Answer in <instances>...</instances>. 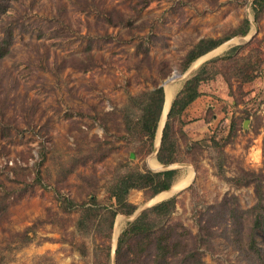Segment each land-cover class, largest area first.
Listing matches in <instances>:
<instances>
[{
    "label": "rangeland",
    "instance_id": "1",
    "mask_svg": "<svg viewBox=\"0 0 264 264\" xmlns=\"http://www.w3.org/2000/svg\"><path fill=\"white\" fill-rule=\"evenodd\" d=\"M0 2V40L8 29L12 36L0 60V190L9 192L0 215V264L104 262L99 245L106 224L77 230L78 213L61 209L55 189L77 204L91 196L113 204L110 187L118 176L159 166L153 147L124 128L119 109L129 96L170 81L176 95L205 61L246 44L250 34L261 50L252 59L259 64L256 77L228 83L216 74L202 83L180 122L173 121V163L189 165L193 178L166 198H176L168 222L184 226L193 239L198 234L203 264H261V231L262 254L248 246L253 220L258 211L264 214V17L254 21L252 0ZM244 18L249 34H235ZM203 37L223 42L179 71ZM182 171L177 168L175 179ZM256 181L263 199L253 208ZM153 197L137 189L126 195L136 209L115 216L110 264L120 232L133 214L159 202ZM236 227L243 232L239 241L223 234Z\"/></svg>",
    "mask_w": 264,
    "mask_h": 264
},
{
    "label": "trees",
    "instance_id": "2",
    "mask_svg": "<svg viewBox=\"0 0 264 264\" xmlns=\"http://www.w3.org/2000/svg\"><path fill=\"white\" fill-rule=\"evenodd\" d=\"M4 6L3 4L0 5V10ZM251 12L254 21L259 24L264 17V0H252ZM249 28L250 21L244 18L238 28L234 30V33L245 35ZM11 39V30L8 29L5 36L0 40V60L8 53ZM222 42L223 40L212 37L199 39L183 57L178 67L179 71H186L193 61L213 50ZM254 42L255 44H253ZM257 42L259 43L256 37H252L246 44L234 46L223 55L205 61L184 82L183 87L176 93L167 114L161 143L156 153L158 161L168 164L178 160L174 140L171 137V127L175 119L180 122L179 117L187 106L200 96L199 88L202 83L208 81L216 74H221L228 83L230 78L249 82L256 77L259 64L257 66L254 65L255 61H252V59L257 52L260 51L259 53H261L260 47H257ZM163 103L164 90L159 84L151 89L142 90L138 94L130 95L125 107L119 109L122 111L120 115L126 132L134 133L140 139L147 141L149 149L153 147ZM72 167L73 164L64 166L60 175L64 177ZM219 169L221 170L220 174L223 176V170ZM38 175L36 181L42 184L40 174L38 173ZM173 177L174 170L161 172H153L149 169L144 172L128 171L112 182L110 192L115 200L109 206L101 205L94 196L77 204L72 199L61 197V193L56 189L55 194L63 211H76L78 213L75 222L77 230L85 229V231H90L93 228V231H95L103 227V223L106 224L108 233L106 235L102 234L104 243L101 246L99 245L101 251L105 252L103 253L104 262L95 264H110L111 248L108 241L111 238L110 233L115 216L117 213L130 215L136 209L134 204L127 201L126 195L128 191L131 189L143 190L144 195L151 198L159 191L168 189ZM238 180V178H234L232 181L237 182ZM254 187L258 202L253 208H258L262 206L263 199L261 182L256 181ZM8 194L9 192L6 188L0 190V215L6 211ZM175 203L176 198L174 196L157 202L127 223L117 238L115 249L116 264H194L195 262L193 261H196V264H203L197 256V245L200 243L198 234L193 239L194 235L186 231L184 226L168 222L170 214L174 211ZM259 231H261L264 238V214L258 211V216L253 220L252 230L248 236V246L258 256L263 252L256 241V234ZM230 233V240L237 241L240 240L239 238L243 234L240 228L237 227L223 232L225 236ZM79 248L82 250L83 246L80 245ZM258 258L261 264H264V257L259 256Z\"/></svg>",
    "mask_w": 264,
    "mask_h": 264
},
{
    "label": "crops",
    "instance_id": "3",
    "mask_svg": "<svg viewBox=\"0 0 264 264\" xmlns=\"http://www.w3.org/2000/svg\"><path fill=\"white\" fill-rule=\"evenodd\" d=\"M249 33L247 32V34H245V35H242V36H247ZM251 39V34L248 36V40H250ZM172 86V87H174L173 85H172V83H171V81L169 82V83H165L164 85H163V90H164V102H166V104H167V102H168V96H167V92L169 91V89H168V86ZM166 89V90H165ZM174 94H173V97H172V99H171V101H170V103H169V108L167 109V110H169L170 109V106H171V103H172V101H173V99H174ZM167 97V98H166ZM163 105H164V103H163ZM188 107V106H187ZM163 108H164V106H163ZM186 110V109H185ZM163 111V110H162ZM169 112V111H168ZM162 112H161V115H160V118H159V121H158V124H157V128H158V125H159V122H160V120H161V117H162ZM166 119L167 118H165L164 119V121H163V124H162V128H161V132H160V136H159V139H158V141L156 140V132H155V138H154V143H153V149H152V152H153V155H155L156 153H157V151H158V149H159V146H160V143H161V138H162V131H163V128H164V125H165V122H166ZM157 128H156V131H157ZM156 148V150H154ZM152 156V155H151ZM149 158V157H148ZM155 158V157H154ZM156 159V161L159 163V166L157 167V168H151L150 167V169L149 170H151V171H153V172H158V171H167V170H174V177H173V180H172V183H171V185H170V187L168 188V189H165V190H162V191H159L158 193H156L155 195H154V197L153 198H155V200L157 199V201H163V200H165V199H168V198H166V197H168L169 195H171V194H174V193H176V192H178L179 190H182L183 188H185L189 183H190V181L192 180V178H193V170H192V168L189 166V165H187V164H184V163H178V164H174V163H168V164H166V163H161L160 161H158V159H157V157L155 158ZM147 162V161H146ZM148 164V163H147ZM149 166V165H148ZM177 168H180V169H184V171H182L181 173H180V175L177 177V179H175V177H176V174H177ZM189 168L191 169V178H190V180L188 181V183L187 184H185L183 187H181L180 189H178V190H176L175 192H171V194L169 193V194H166V195H164V196H162L161 198H157L156 196L158 195V194H160V193H167V192H170V190L172 189V187L175 185V184H177V183H179V181H181V180H183L186 176H188V173H189ZM130 191V190H129ZM128 191V192H129Z\"/></svg>",
    "mask_w": 264,
    "mask_h": 264
},
{
    "label": "bare ground",
    "instance_id": "4",
    "mask_svg": "<svg viewBox=\"0 0 264 264\" xmlns=\"http://www.w3.org/2000/svg\"><path fill=\"white\" fill-rule=\"evenodd\" d=\"M203 57H204V56L200 57L199 59L196 60L197 62H194V63L196 64V63L200 62L201 58H203ZM168 89H169V91L167 92L168 102H167V104H166V106H165V108H164V110H163V114H162L161 120H160V122H159V125H158V128H157V131H156V140H157V141H158L159 136H160V132H161V128H162V124H163V121H164V119H165V114H166V112H167V109L169 108V103H170V101H171V99H172V97H173V94H174V87L168 86ZM165 90H166V89H165ZM166 98H167V97H166ZM191 172H192V171H189L188 176H186V177H185V178H184L179 184L174 185V186L172 187V189L170 190L169 193L171 194V192H175L176 190L180 189L183 185L187 184L188 181H189L190 178H191ZM117 230H118V229H116V231H115L114 239H115L116 236H117Z\"/></svg>",
    "mask_w": 264,
    "mask_h": 264
},
{
    "label": "water",
    "instance_id": "5",
    "mask_svg": "<svg viewBox=\"0 0 264 264\" xmlns=\"http://www.w3.org/2000/svg\"><path fill=\"white\" fill-rule=\"evenodd\" d=\"M163 106H164V108H165V106H166V102H164V105H163ZM164 108H163L162 110H164ZM168 111H169V110H167V112H166V114H165V118H167ZM162 113H163V111H162ZM154 150H156V148H155ZM141 211H142V210H141ZM137 215H138V212H136L135 214H133V216H132V220L135 219V218L137 217ZM113 252H114V251H113ZM113 264H116V263H115V257L113 258Z\"/></svg>",
    "mask_w": 264,
    "mask_h": 264
}]
</instances>
